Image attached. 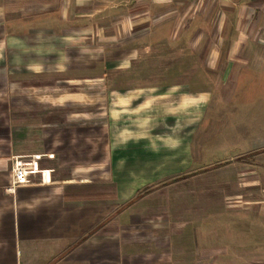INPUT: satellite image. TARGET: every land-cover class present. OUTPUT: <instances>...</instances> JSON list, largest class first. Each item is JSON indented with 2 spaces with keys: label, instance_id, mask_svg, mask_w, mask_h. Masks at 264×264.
<instances>
[{
  "label": "crops",
  "instance_id": "obj_1",
  "mask_svg": "<svg viewBox=\"0 0 264 264\" xmlns=\"http://www.w3.org/2000/svg\"><path fill=\"white\" fill-rule=\"evenodd\" d=\"M166 25L184 58L161 64ZM259 48L264 0H0V264H264L257 151L215 188L137 194L192 169L211 92L124 83L202 68L224 87ZM20 159L34 171L12 186Z\"/></svg>",
  "mask_w": 264,
  "mask_h": 264
},
{
  "label": "rangeland",
  "instance_id": "obj_2",
  "mask_svg": "<svg viewBox=\"0 0 264 264\" xmlns=\"http://www.w3.org/2000/svg\"><path fill=\"white\" fill-rule=\"evenodd\" d=\"M170 35V26H163L149 53L161 64L184 58H179L178 54L183 53L181 49H184L185 41H172ZM196 60L193 58L194 65L199 64ZM147 69L149 71L142 75L130 74L124 83L181 82L186 79V75L189 77L191 74L194 91H209L211 99L205 110V119L194 131L192 169L167 175L160 179V185H146L137 194L145 193L150 187L152 190L160 188L171 191V188L165 186V182L183 176H193L194 180L182 188L188 187L194 192L206 190L207 187L215 188V182L222 177L234 180L236 176L235 170L223 163L224 160L241 159L244 152L250 150L257 151L252 160H256L258 165H264V49L252 50L246 63L242 65V71L235 79L233 76L225 79L224 87L220 88L211 87L216 76H206L202 68H172L169 73L163 71L165 68H155L154 71ZM98 72L101 73V69ZM116 79H120L119 73L114 76V80ZM25 164L27 161L15 160L11 168L12 176L17 167ZM200 176L204 178L202 182L199 181Z\"/></svg>",
  "mask_w": 264,
  "mask_h": 264
},
{
  "label": "built area",
  "instance_id": "obj_3",
  "mask_svg": "<svg viewBox=\"0 0 264 264\" xmlns=\"http://www.w3.org/2000/svg\"><path fill=\"white\" fill-rule=\"evenodd\" d=\"M34 169L31 164H25L17 167L13 172L12 186L27 184L29 182V175L33 173Z\"/></svg>",
  "mask_w": 264,
  "mask_h": 264
}]
</instances>
